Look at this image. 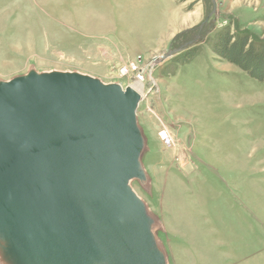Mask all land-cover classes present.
<instances>
[{
  "label": "rangeland",
  "instance_id": "obj_1",
  "mask_svg": "<svg viewBox=\"0 0 264 264\" xmlns=\"http://www.w3.org/2000/svg\"><path fill=\"white\" fill-rule=\"evenodd\" d=\"M225 28L264 39V0H0V79L31 66L146 76L149 183L133 186L169 264H264V81L214 51Z\"/></svg>",
  "mask_w": 264,
  "mask_h": 264
},
{
  "label": "water",
  "instance_id": "obj_2",
  "mask_svg": "<svg viewBox=\"0 0 264 264\" xmlns=\"http://www.w3.org/2000/svg\"><path fill=\"white\" fill-rule=\"evenodd\" d=\"M142 94L79 70L0 79V264H169L148 187Z\"/></svg>",
  "mask_w": 264,
  "mask_h": 264
},
{
  "label": "trees",
  "instance_id": "obj_3",
  "mask_svg": "<svg viewBox=\"0 0 264 264\" xmlns=\"http://www.w3.org/2000/svg\"><path fill=\"white\" fill-rule=\"evenodd\" d=\"M213 49L219 56L234 63L250 76L264 81V39L255 42L249 33L234 34L225 28L218 33ZM198 52L199 49L195 47L190 52L180 54L176 61H190Z\"/></svg>",
  "mask_w": 264,
  "mask_h": 264
},
{
  "label": "built area",
  "instance_id": "obj_4",
  "mask_svg": "<svg viewBox=\"0 0 264 264\" xmlns=\"http://www.w3.org/2000/svg\"><path fill=\"white\" fill-rule=\"evenodd\" d=\"M133 66H134V64H133ZM123 70H122V72H123V74H125V73H127V72H129V67L128 66H126V67H124V68H122ZM133 69H136L135 67H133ZM145 75L143 74V73H139V74H136V80H135V83H137V82H139L140 84L141 83H143V81L145 80ZM142 92V91H141ZM142 94V96H143V93H141ZM163 131H161L160 133H162ZM165 133V136L163 137V140L166 142V143H170L171 142V138H170V136H168L169 134L166 132V130L164 131Z\"/></svg>",
  "mask_w": 264,
  "mask_h": 264
},
{
  "label": "bare ground",
  "instance_id": "obj_5",
  "mask_svg": "<svg viewBox=\"0 0 264 264\" xmlns=\"http://www.w3.org/2000/svg\"><path fill=\"white\" fill-rule=\"evenodd\" d=\"M160 59H161V57H160ZM131 86H133L135 89H137L139 92H140V90H139V88H140V83L138 82L137 84H134V85H132L131 84ZM144 132V131H143ZM165 132L163 131L162 133H160V135H161V138L163 139V137L165 136V134H164ZM168 133V132H167ZM145 135V134H144ZM147 139V138H146ZM172 140V139H171ZM147 146H148V144H147Z\"/></svg>",
  "mask_w": 264,
  "mask_h": 264
}]
</instances>
